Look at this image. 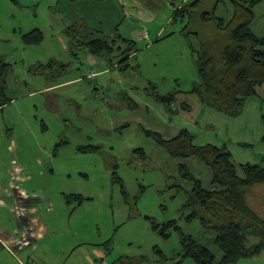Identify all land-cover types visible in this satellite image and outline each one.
Listing matches in <instances>:
<instances>
[{
  "label": "rangeland",
  "instance_id": "obj_1",
  "mask_svg": "<svg viewBox=\"0 0 264 264\" xmlns=\"http://www.w3.org/2000/svg\"><path fill=\"white\" fill-rule=\"evenodd\" d=\"M142 1L147 3V15L139 19L135 12L127 14L125 6L122 9L121 0H0V59L12 65L7 95L13 98L0 107V199L4 197L2 187L10 190L19 186L14 174L18 167L21 187L41 199L31 202L33 199L27 201L23 195L25 198H18L20 208L35 203L39 214L52 225L51 234L36 248L27 250L35 261L29 264H90L87 259L95 256L97 248L101 257L96 264H111V260L112 264H176L183 249V235L208 245L218 258L222 255L214 241L216 234L205 230L199 219H186L190 209L185 204L194 180L185 177L181 163L209 189L212 169L196 156H171L146 130H152L154 123L165 133L173 123L178 129L187 127L196 133V142L201 145L228 133L229 124L223 119L230 118L229 148L234 161L243 163L257 154L263 158L264 85L258 87L257 95L248 98L243 113L232 119L204 105L197 93L191 92L200 82L193 46L198 48L200 40L210 45L226 41L220 39L226 33L212 22L203 23L200 13L214 11L217 17L229 20L234 14V0H200L199 6L191 7L195 20L188 31L198 32V37L184 30L187 16L178 13L196 0L186 4L184 0ZM254 11L252 29L263 36L264 0ZM172 14L174 21L170 22ZM152 15L157 16L156 21L147 19ZM162 21L167 27L165 34L175 31V35L154 42L155 29ZM82 23L96 26L105 35H112L119 23L118 33L138 44L141 42L136 31H153L151 46L137 57L139 70L112 68L108 59L94 54L99 65L91 64L85 57L90 53L77 47L78 57L85 61L75 58L69 51L72 41L67 31L73 24L78 29ZM34 29L42 30L43 41L26 44L23 36ZM112 55L115 63L127 57L115 52ZM131 59L136 61V57ZM50 61L57 64L42 67H47L43 73L36 72ZM60 62L69 63L66 73L57 66ZM101 66L109 69L98 76L96 71ZM83 74L81 80L41 91ZM173 94L174 103L194 105L196 98L202 106L195 107L191 116L181 109L177 113L162 99ZM131 99L142 108L135 100L137 105L130 104ZM126 117L129 123L124 122ZM241 120L253 124L255 134L248 140L251 147L240 146L250 136L244 125L239 128ZM97 146L100 148L95 151L84 150ZM239 174L244 175L242 169ZM63 192L70 198L81 195L85 200L80 205L75 199L65 203ZM46 200H50L51 208ZM9 201L13 203L14 199ZM13 217L17 223L15 214ZM173 220L178 221L180 229L171 228L169 237L153 228V222L163 227ZM25 231L26 240L33 241L32 230ZM24 232H19V237ZM257 241L256 236H250L249 245ZM182 264L196 263L187 257ZM256 264H264V260Z\"/></svg>",
  "mask_w": 264,
  "mask_h": 264
},
{
  "label": "trees",
  "instance_id": "obj_2",
  "mask_svg": "<svg viewBox=\"0 0 264 264\" xmlns=\"http://www.w3.org/2000/svg\"><path fill=\"white\" fill-rule=\"evenodd\" d=\"M261 1L234 0L235 10L229 20L217 17L214 11H203L200 14L203 23L212 22L218 30L226 33L221 34L222 38H220L226 41L222 44L210 45V42L200 40L198 48L193 46L197 55L200 82L194 86L192 92L197 93L206 106L230 117L240 116L248 98L257 95L258 87L264 85V36L257 35L252 29L256 18L254 9ZM199 4L200 0H196L178 11L182 16H187L184 27L186 32L189 30L191 21L195 20L191 7H197ZM87 30L83 26H79L78 29L71 27L69 32L74 47L90 54L104 56L111 66L118 64V67L123 70L131 67L127 54L134 49V41L121 38L129 45L126 52H123L127 57L118 59L119 61L115 63L111 44L116 41L97 35L95 37L87 33ZM188 32L198 37V32ZM23 38L26 44H38L43 41L44 34L41 29H34ZM56 64V61H50L46 65L42 64L40 68ZM66 66V64H60L62 70H65ZM11 69V63L0 59L2 101L9 100L7 78ZM168 98L171 97L162 99L166 103ZM146 133L163 146L171 156L182 159L196 156L213 171L212 188L209 189L204 187L200 179L188 172L186 164L181 163V170L185 177L194 180L190 199L185 204V208L190 209L186 219L189 221L199 219L205 230L214 232L215 244L222 255L218 258L208 245L191 235H183V249L179 254L180 262L178 263L182 264L183 258L191 257L196 264H233L241 259H250L261 254L264 251V219L249 205L248 193L256 185H264V158L261 163L237 164L227 147H218L213 144L199 146L195 143V134L186 129L172 139L164 138L157 131L146 130ZM243 145L250 144L243 143ZM99 148L97 146L84 150L95 151ZM239 169H242L243 176L239 174ZM117 181L122 182L118 176ZM123 191L127 194L125 188ZM72 198L79 204L85 200L81 195H73ZM153 228L165 237H169L171 228L180 229L177 220L170 221L163 227L153 222ZM250 236H256L257 243L249 245Z\"/></svg>",
  "mask_w": 264,
  "mask_h": 264
},
{
  "label": "crops",
  "instance_id": "obj_3",
  "mask_svg": "<svg viewBox=\"0 0 264 264\" xmlns=\"http://www.w3.org/2000/svg\"><path fill=\"white\" fill-rule=\"evenodd\" d=\"M187 1L188 0H184L183 4H186ZM121 2L123 3L122 4V9H124V6H125L127 14H131V12H135V14H137V18H139V19H142L143 17H145L147 15V13H146L147 8L145 7V4H147V3L145 1H142V0H121ZM133 8H135V9L132 10ZM164 18H166V17L164 16ZM147 19L148 20H152V21H156L157 20V16L154 15V17H153V15H152L151 17H148ZM81 21H83V20H81ZM169 21L170 22L174 21V15L173 14H172V16L169 17ZM186 22H187V19L183 20V23L186 24ZM76 23H78V22H75V24ZM75 24L70 26L69 29H71V27L75 26ZM82 24H84V23H82ZM118 24L119 23H116V25L113 27V34L112 35L103 34L102 30H100L96 26L93 27L91 24H89V25L84 24L82 26H85L84 29L85 28L88 29L87 33H91L95 37L97 35V36L107 37L110 40H112V38H113V40L116 41V42L112 43L111 45L113 46L114 52L117 53V55H119V57L121 56V54H123V52H126V50L129 48V45L123 39L127 38V39H129L131 41H134V46L135 47L131 51V53L127 54V55H130L131 58H135L136 57V61H133L130 58V63H131V67H133L136 70H139L140 64L137 62V57L140 56V53H142L143 51H145L146 49H148L151 46V42H153L152 41L153 31L149 32L147 30L149 33H148V36L146 38L143 37L144 36L143 32L146 31V29H144V30L142 29L140 33H138L136 31L135 36L141 42V43H139L140 44L139 45L137 43V41L133 40L132 38L125 37L122 33L121 34L118 33L119 30H120L119 27L116 28ZM160 24H161V26L160 27L157 26L156 29H155V30H157V32H156V37H155L156 39L154 40V42L162 40V39H165V38H168V37H173L175 35V31H172L170 33L165 34L164 31L166 30L167 27H165V25H163V21ZM185 24H184L183 28L185 27ZM183 28H181V30H183ZM181 30H180V32H181ZM67 33H69L70 36H71V33L69 31H67ZM121 38H123V39H121ZM144 40L146 41V43L144 42ZM130 48H131V46H130ZM140 50H142V51H140ZM69 51H70V53L72 55H74L75 58H78L81 61H85L83 59V57L82 58L78 57V50H77V48L74 47L73 43H71ZM85 57H86L87 60H89L91 62V64L99 65V61L94 56H92V54H88ZM81 63L83 64L84 62H81ZM60 64H66L67 65L65 70H62V68H61V70L63 71V72L62 71L61 72L62 73H66L67 70H68L69 63L60 62ZM60 64L57 65V66L60 67ZM111 67L113 68V66H111ZM114 67L121 69L120 67L116 66V64H115ZM43 69H47V67L46 68H42V70L36 68V72L43 73ZM108 69L109 68H103L101 66V70H98L96 72L99 74L98 76H100L101 74L106 73L108 71ZM121 70H123V69H121ZM82 77H84V74L83 75H77L74 79H71V80H68V81H62V82H59V83L50 84L49 86L45 87L41 91L45 92V91H48L50 89H53L54 87L63 86L65 84H67V83H72L74 81L81 80ZM97 77L95 79H97ZM29 94L31 95V94H33V92H31ZM165 97H169V95H167ZM170 97L171 98L170 99L168 98V100L166 101V104L172 106V108L174 110H177V113H179V110L181 109V110H185V111L189 112V115H190V114L194 113L193 111H194L195 107L199 109L202 106V104L198 100H196V98H193L195 100V104L194 105H191L189 103H188L189 104L188 105V104H185V103H182V104L174 103V101L176 100V95L175 94L170 95ZM136 99H134V100L141 107V104ZM12 100H13V98L9 99L8 101H2V99H1L0 107H2V108L5 107ZM134 100L131 99L130 104L134 103V104L137 105V103ZM247 103L248 102H246L244 110L246 109ZM153 108H155V106H153ZM233 118H235V117H233ZM228 119H230V118H224L223 119V120H225V122H226L225 124L226 125L229 124V126L227 125V131H229L228 133H226L225 135H221V136L217 135L216 136L217 137L216 141H209V142L201 144V145H199L196 142V139H197L196 136L197 135L195 133V137H196L195 138V143L197 145H199V146L213 144V145H216L218 147H227L230 151H232V149L229 148L230 147V143H231V138L228 137V135L230 133H232V128H230V127H232V120H231V122H227ZM231 119H232V117H231ZM241 121H243V122H239V128L244 125L245 128H247L248 131L250 132V136H249L248 139H244V140H247V141L240 142L241 144L240 143L239 144H240V146H243V147H251L252 144H250L248 140L251 139V136L255 134L254 133L255 132L254 128L252 129V125L253 124L250 123V122H247V120H241ZM124 122H128L129 123V118L126 117ZM234 123H237V122H234ZM152 124L153 125H152L151 129L152 130H156L157 132L161 133L163 135V137L166 138V139L174 138L175 136H177L184 129L189 130L187 127H183L181 129H178V127L172 123V126H170V128L164 133V132L161 131L160 126L158 124L157 125L154 124V123H152ZM228 128H229V130H228ZM262 140H263V137H262ZM243 143H247V144H250V145H246L245 146V145H243ZM232 153H233V151H232ZM240 153H242V152H240ZM242 154H244V153H242ZM233 158L235 159L234 155H233ZM263 158H261L260 154H257V156L251 155L249 157V159H247L248 161H241V162H243V163H248V162H250V163H252V162L260 163V162H262ZM239 164H242V163H239ZM18 180L19 181H17V182L19 183V186H14L10 190H8L7 186H4V187H2L3 190H1L2 196H3V193H4V197H2L0 199V264H27L28 262H31V261L35 262L33 260V257L30 256V254L28 253L27 250L28 249H32V248L33 249L36 248V244H38L39 242L42 241L43 238H46L49 234H51V231H52V225H50V223L48 222V220L46 219L45 216L39 214L38 206L33 205L35 203H31V204L27 205V207H26V205H21L20 204L22 207L26 208V214L25 215H22V214H19V213L15 212L13 206L15 204H17V202L19 201L18 198H22L23 195L27 196L26 197L27 201H29L30 199H33L31 202H33L35 199H37L38 201H41L40 198H37V197L35 198L34 196L30 195L26 190H24L21 187V183H20L21 180L19 178H18ZM63 195H64L65 203H68V204L72 203V201L69 200V199H74V198H69L68 196H66L65 192H63ZM10 199H12V201L14 199L13 203H10V201H9ZM248 202H249V205L251 206V208L257 214H259L261 217L264 215L262 213V210H264V185H256V186L252 187L249 190ZM46 203H47L48 206H50L49 208L52 207V204L50 203V200H48V201L46 200ZM17 205H19V202H18ZM49 210H51V209H49ZM12 214L13 215L15 214V216L17 218V221H18L17 223L15 222V219H14ZM27 228L32 230L31 234L35 237V239L33 241H30L31 243L29 245L19 246V245L15 244L16 240L18 238H20L19 237V232H24ZM10 248H12L13 251H11ZM30 252H32V251H30ZM27 253H28V255H27ZM99 257H101V252L97 248L96 251H95V256H94V254H92V256H89L87 260H88V262L90 264H96V262H97ZM145 260H146V258L144 257L143 260H141V261L144 262ZM162 260H163V258H162ZM262 260H264V251L261 254L255 256L253 258L241 259L239 262L233 263V264H256V263H261ZM178 262H180V258H179V260H177L176 264H179ZM111 264H112V260H111ZM152 264H170V262L169 263L156 262V263H152Z\"/></svg>",
  "mask_w": 264,
  "mask_h": 264
},
{
  "label": "built area",
  "instance_id": "obj_4",
  "mask_svg": "<svg viewBox=\"0 0 264 264\" xmlns=\"http://www.w3.org/2000/svg\"><path fill=\"white\" fill-rule=\"evenodd\" d=\"M148 33L149 32H147V31H144L143 32V35H144V37L146 38L147 36H148ZM87 73H89L91 76H94L95 75V73H93V72H87ZM88 74V75H89ZM93 74V75H92ZM14 174H15V178H17V180H18V178H19V168L18 167H15V170H14ZM22 211H21V210ZM15 212L16 213H19V214H26V208L25 207H22L21 206V208H20V206L18 205L17 206V210H15ZM26 232V231H25ZM25 232H24V234H23V236L21 237L20 236V238H18L17 240H16V242H15V244H17V245H19V246H24V245H29L31 242L29 241V240H26V235H25ZM10 250L11 251H13V249L12 248H10Z\"/></svg>",
  "mask_w": 264,
  "mask_h": 264
}]
</instances>
